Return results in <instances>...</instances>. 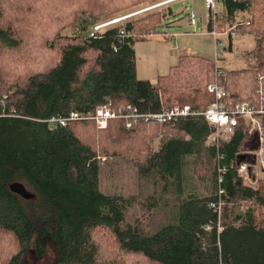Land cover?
<instances>
[{
    "label": "trees",
    "instance_id": "obj_1",
    "mask_svg": "<svg viewBox=\"0 0 264 264\" xmlns=\"http://www.w3.org/2000/svg\"><path fill=\"white\" fill-rule=\"evenodd\" d=\"M157 1L0 0V264H30V257L49 253L51 264H264V179L251 186L238 173L252 136L244 117L219 149L208 145L216 125L201 115L133 129L121 121L106 129L92 120L49 125L106 103L157 112L175 99L204 111L215 100L207 86L216 82L228 106L257 105V91H264V0H224L220 27L237 24V33L255 35L256 47L246 53L245 69L207 66L203 93L193 69L179 76L184 56L168 83L136 76L137 37L164 32L160 13L90 37L101 21ZM240 15L250 16L249 26ZM118 151L137 169L139 195L101 190V158ZM14 183L34 199L12 192Z\"/></svg>",
    "mask_w": 264,
    "mask_h": 264
},
{
    "label": "rangeland",
    "instance_id": "obj_2",
    "mask_svg": "<svg viewBox=\"0 0 264 264\" xmlns=\"http://www.w3.org/2000/svg\"><path fill=\"white\" fill-rule=\"evenodd\" d=\"M163 2L164 0H158L157 2L146 3V5L142 4L121 14L119 18H116L128 17L125 21L127 23L135 19H142L148 14L160 13L164 16L166 25L162 34H142L137 37L139 41L136 42L134 49L137 66L136 76L140 80H148L154 84H158L159 82L160 85L172 81L173 78L169 76L172 68L177 66L179 63L178 60L184 56L185 60L183 61V65L186 66L184 69H180L179 76H185L189 73L190 69H193L195 71L193 76L201 81L199 90L203 93L207 86V66L213 65V70L218 66L225 70H241L249 66L250 62L245 57L246 53H252L256 47V38L253 33L249 31L245 33L239 32L237 36L231 39L233 45L230 51L221 44L217 45L218 51H216L214 37L209 35V29L207 28L208 11L205 8L204 0H183L157 9H149ZM192 11L197 16V28L189 27L188 25L187 18ZM238 18L239 23H246L247 26L250 25L251 18L249 15H240ZM104 22L106 21H101L100 23ZM125 22H121L119 25L125 24ZM225 30V27L220 29L222 33ZM73 32V30H67L64 32V35H72ZM173 33L178 34V37L166 39V34ZM219 41L224 42L227 45L226 47L229 45L227 43H230V40L225 34L221 36V39L220 36L218 37ZM175 48L178 50H175ZM216 52H219L217 62L215 59ZM198 66L202 67L200 71H196ZM176 87H174L175 90L177 89ZM186 94L192 95L188 92ZM177 104L186 105L181 101L173 99L171 104H165V107H171ZM152 133L153 131L150 134ZM250 133L252 136L247 140L248 145L245 147L244 152V155H248V157L243 162L249 163L250 176L254 182L248 179H245V182L248 185L257 186L260 180L264 179V168L256 155L260 153L261 148L264 149V145L262 146L258 133L252 131V129H250ZM132 143L135 146H140L138 142ZM159 143L160 138L154 139L151 144L152 149L156 150ZM118 153V156L101 158V190L104 193L118 194L126 197L139 195L141 192V184L137 169L133 164L128 162L122 152L118 151ZM244 206H247V204H244ZM52 259L53 254L49 253L42 260H39L37 257H30L29 262L30 264H51Z\"/></svg>",
    "mask_w": 264,
    "mask_h": 264
},
{
    "label": "built area",
    "instance_id": "obj_3",
    "mask_svg": "<svg viewBox=\"0 0 264 264\" xmlns=\"http://www.w3.org/2000/svg\"><path fill=\"white\" fill-rule=\"evenodd\" d=\"M183 0H166L163 3H160L150 10L157 9L162 6L172 5L173 3H177ZM205 8L208 11V24L207 28L209 29L210 22L213 23L212 29H209V35L214 37L215 40V49L217 50V45L221 44L226 48V44L224 42H218V37L222 35H226L229 40L237 36V24L234 26H229L228 24L225 26L226 30L222 33L220 31L221 24L223 23V14L225 12V3L224 0H204ZM128 17H123L120 19H114L111 21H107L104 23H99L93 28V31L90 33V37H95L96 34L104 31L105 29L119 25L121 22H125ZM188 25L189 27L197 28V16L195 12L189 13L188 16ZM243 24V23H240ZM195 33V32H194ZM122 35H126L125 32H122ZM166 39H174L178 37V34H166ZM229 44V43H227ZM175 50H178L175 48ZM216 62L219 59V52H216ZM207 91L209 94L214 96V102L208 106L204 111L193 109V107L189 104L186 105H175L171 107H163L161 111L157 112H142L137 106L127 105L124 107L115 108L111 103H106L99 106L94 113L84 116L77 113L71 112L67 117H54L49 120V125L53 129L58 127H67L70 122H75L79 120H92L95 122L96 126L99 129H106L109 127L111 122L121 121L123 122L125 129H133L140 124L144 123H158V124H166L170 122L177 121L179 119H186L194 116H203L205 119L216 125V130L213 135L208 140V145L212 147H216L219 149L221 144L225 141H228L234 134L238 124V117H244L247 119L248 123L251 125L252 131H255L259 134L261 138V144L264 145V125L262 122V118L264 117V91L260 88L257 91L258 102L256 106H252L248 103H238L234 107H230L225 104L224 100L227 99L228 94L224 87L216 82L214 84H210L207 86ZM264 149L261 148L260 153L256 156L260 159L261 164L264 168ZM221 158V157H220ZM249 163L242 162L238 165V173L243 179L251 180V174L249 172ZM218 173L220 175V182H222V173L223 168L219 166ZM255 185V184H254ZM222 193V191H220ZM223 202H220L218 206L219 211L222 208ZM215 206V205H213Z\"/></svg>",
    "mask_w": 264,
    "mask_h": 264
},
{
    "label": "water",
    "instance_id": "obj_4",
    "mask_svg": "<svg viewBox=\"0 0 264 264\" xmlns=\"http://www.w3.org/2000/svg\"><path fill=\"white\" fill-rule=\"evenodd\" d=\"M248 157V155H243L241 157V161L238 163L241 164L246 158ZM11 187L12 192L20 195V197L24 198L25 200H29V199H34L35 195L30 192L23 184L21 183H14Z\"/></svg>",
    "mask_w": 264,
    "mask_h": 264
},
{
    "label": "crops",
    "instance_id": "obj_5",
    "mask_svg": "<svg viewBox=\"0 0 264 264\" xmlns=\"http://www.w3.org/2000/svg\"><path fill=\"white\" fill-rule=\"evenodd\" d=\"M187 23V22H186ZM248 142V141H247ZM247 142L245 143L246 145L244 146V147H246L248 144H247Z\"/></svg>",
    "mask_w": 264,
    "mask_h": 264
}]
</instances>
